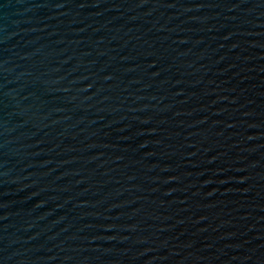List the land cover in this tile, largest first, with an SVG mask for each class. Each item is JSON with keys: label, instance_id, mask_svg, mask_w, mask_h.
<instances>
[{"label": "water", "instance_id": "obj_1", "mask_svg": "<svg viewBox=\"0 0 264 264\" xmlns=\"http://www.w3.org/2000/svg\"><path fill=\"white\" fill-rule=\"evenodd\" d=\"M0 264H264V0H0Z\"/></svg>", "mask_w": 264, "mask_h": 264}]
</instances>
